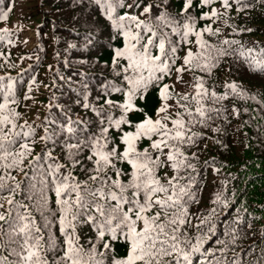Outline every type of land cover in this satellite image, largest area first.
Masks as SVG:
<instances>
[{"label": "snow or ice", "instance_id": "6c2138e0", "mask_svg": "<svg viewBox=\"0 0 264 264\" xmlns=\"http://www.w3.org/2000/svg\"><path fill=\"white\" fill-rule=\"evenodd\" d=\"M87 2L109 43L119 44L107 65L113 79L92 99L82 85L76 103L84 116L74 119L53 95L45 108H61L62 121L37 114L18 123L16 82L0 76V264H239L241 218L218 247L206 248L217 209L203 217L190 209L200 202L197 163L208 142L227 149L233 119L264 113V90L211 82L229 57L264 73V48L253 55L256 42L228 38L253 31L230 23L232 13L250 16L264 0H180L178 10L171 0ZM23 3L0 0V21ZM12 35L0 27V42L13 44ZM21 91L34 99L31 85ZM203 164L221 170L214 160ZM213 203L226 204L221 192ZM253 264H264V255Z\"/></svg>", "mask_w": 264, "mask_h": 264}, {"label": "trees", "instance_id": "16d2710c", "mask_svg": "<svg viewBox=\"0 0 264 264\" xmlns=\"http://www.w3.org/2000/svg\"><path fill=\"white\" fill-rule=\"evenodd\" d=\"M25 1V6H19L10 13L8 21H0V27L13 31V35L9 37L13 44L0 42V53H3L0 55V65H3L0 67V76H4L6 81L10 76L16 82L21 100L17 111L22 114L18 123H23L24 120L31 122L37 114L41 119L50 114L53 119L62 121L61 108L68 110V114L74 119L76 114L84 116L86 110L76 103L81 99L82 85L88 83L89 99H92L100 90L101 82L113 79L107 65L110 63L112 47L118 46L119 42L113 40L109 43V31L105 22L94 14L93 5L87 0ZM171 2L177 10L181 6L180 0ZM23 7L25 8L20 15ZM232 16L234 19L230 23L239 28L250 27L253 31L233 34L228 38L241 40L246 47H251L256 42V52L253 53L256 55L264 48V9L257 5L250 16H237L234 12ZM15 19L33 27V35H24L23 31H18L22 27L14 22ZM90 34L91 43L88 42ZM25 40L26 44L23 43ZM229 68L230 73L227 71ZM33 78L35 84H32ZM226 79L235 80L254 92L264 90V73L253 71L246 64L234 62L232 57L222 62L211 82L219 87L221 81ZM29 85L33 88L29 95L34 99L24 101L21 89L26 91ZM53 95L56 98L54 103L61 108L53 107L49 113L45 105ZM26 104L35 106L26 108ZM251 105L255 107V102H251ZM252 115L256 119L243 115L241 119L232 120L223 137L229 145L227 149L213 146L209 141L208 148L200 154V161L197 163L201 173L197 177L200 183L197 194L200 202L193 204L190 209L191 213L201 217L208 216L212 208L217 209L208 221L214 235L205 244L206 248L218 247L215 241L226 239L225 231L233 225L237 216L241 218V227L247 234L242 235L235 246L236 252L240 253L239 264H253V261H260L264 255V119H260L264 113L254 112ZM241 120H249V124L241 128ZM235 129L239 130L234 131ZM144 146H147V141L141 145ZM201 147L203 148V144ZM35 151L39 152V147ZM205 160H214V167L220 168V172L214 173L212 167L205 166ZM13 175L17 173L13 172ZM17 178H20L19 175ZM222 181H226V185ZM218 192L222 193L226 204L213 203ZM248 223L253 224L251 230L246 227ZM249 247L252 251L245 255L244 252ZM232 255L233 253H228L229 257Z\"/></svg>", "mask_w": 264, "mask_h": 264}, {"label": "rangeland", "instance_id": "374dc122", "mask_svg": "<svg viewBox=\"0 0 264 264\" xmlns=\"http://www.w3.org/2000/svg\"><path fill=\"white\" fill-rule=\"evenodd\" d=\"M26 5V1L23 3V4H21L20 5V7H22V6H25ZM24 8L25 7H23L22 8V11L24 10ZM14 22L17 24V25H19L20 27H22V33L24 34V35H28V36H32L33 35V31H32V29H33V27H31V26H29L28 24H27V22H23L22 20H20V19H15L14 20Z\"/></svg>", "mask_w": 264, "mask_h": 264}]
</instances>
